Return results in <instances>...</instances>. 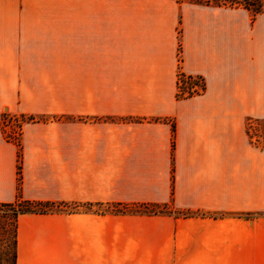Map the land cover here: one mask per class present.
<instances>
[{
  "label": "crops",
  "instance_id": "crops-1",
  "mask_svg": "<svg viewBox=\"0 0 264 264\" xmlns=\"http://www.w3.org/2000/svg\"><path fill=\"white\" fill-rule=\"evenodd\" d=\"M188 4L177 60L176 8L0 0V203L20 159L21 197L54 204L18 216L16 264H264V13ZM179 69L200 94L176 97Z\"/></svg>",
  "mask_w": 264,
  "mask_h": 264
},
{
  "label": "rangeland",
  "instance_id": "rangeland-1",
  "mask_svg": "<svg viewBox=\"0 0 264 264\" xmlns=\"http://www.w3.org/2000/svg\"><path fill=\"white\" fill-rule=\"evenodd\" d=\"M155 3L157 7L162 9L176 8L178 9V25H177V60H181V43L183 41V25L182 14L187 10L200 8L199 6L188 4L189 2H176L175 0H45V7H65V8H144L147 4ZM231 10L227 12V21L235 23L241 18H249L251 21L256 17H253L250 12L241 8L221 7ZM239 10V11H238ZM178 86L176 89V93ZM179 95V94H178ZM177 96V94H176ZM183 99V98H178ZM28 118L24 116H14L10 113L3 111L1 113V128L3 130L5 138H10L12 141L19 145L20 142V126L21 123ZM258 129L264 132V122H259ZM20 156V148H19ZM125 205V204H123ZM121 205L114 204L109 206L108 209L113 211L116 215H161V216H173V217H190L201 215L200 212H189L186 210H179L172 205L167 204L166 208H156L148 206L146 208L136 205ZM152 210H159L158 213H152ZM162 212H161V211ZM189 214V215H186ZM213 215V214H212ZM215 215V214H214ZM217 216H233L235 214L218 213ZM215 215V216H216Z\"/></svg>",
  "mask_w": 264,
  "mask_h": 264
},
{
  "label": "trees",
  "instance_id": "trees-1",
  "mask_svg": "<svg viewBox=\"0 0 264 264\" xmlns=\"http://www.w3.org/2000/svg\"><path fill=\"white\" fill-rule=\"evenodd\" d=\"M176 2L199 3L217 7L241 8L251 13L253 17L264 13V0H175ZM190 74L183 73L180 69L177 74L179 81L190 84ZM204 88V83H203ZM177 94V93H176ZM193 94L178 95L177 98L191 97ZM20 158V156H19ZM51 202H36L23 199L20 194V159L17 164V194L16 199L9 203H0V264H16V236L18 216L27 212H42L53 207ZM144 208L153 206L166 208L167 204H137ZM127 207L126 205H121ZM161 211V210H160ZM159 210H152L156 214ZM162 212V211H161ZM189 215V214H186Z\"/></svg>",
  "mask_w": 264,
  "mask_h": 264
},
{
  "label": "built area",
  "instance_id": "built-area-1",
  "mask_svg": "<svg viewBox=\"0 0 264 264\" xmlns=\"http://www.w3.org/2000/svg\"><path fill=\"white\" fill-rule=\"evenodd\" d=\"M190 84L182 83L179 81L177 94L187 95L188 93H192L194 95L200 94L203 91V80L198 75H191L190 76Z\"/></svg>",
  "mask_w": 264,
  "mask_h": 264
}]
</instances>
